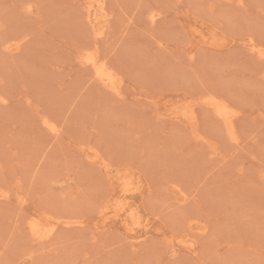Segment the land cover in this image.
Returning a JSON list of instances; mask_svg holds the SVG:
<instances>
[{
	"label": "rangeland",
	"instance_id": "obj_1",
	"mask_svg": "<svg viewBox=\"0 0 264 264\" xmlns=\"http://www.w3.org/2000/svg\"><path fill=\"white\" fill-rule=\"evenodd\" d=\"M248 38L264 0H0V264H264Z\"/></svg>",
	"mask_w": 264,
	"mask_h": 264
},
{
	"label": "bare ground",
	"instance_id": "obj_2",
	"mask_svg": "<svg viewBox=\"0 0 264 264\" xmlns=\"http://www.w3.org/2000/svg\"><path fill=\"white\" fill-rule=\"evenodd\" d=\"M153 15H155V14H153ZM246 47H247V49L249 51H251L252 53L257 54L259 57H261L264 60V47L262 45L256 43L252 38H248V39H246ZM89 55H91V53ZM93 57H95V56H93ZM93 57H91V56L85 57V62H89V64H91V65L94 66V64L96 63V61H95V59ZM97 65H99V63ZM94 69H95V67H94ZM96 70L99 71L98 73L101 76L100 78L103 81H105L108 85H110V86H112L114 88V86L116 85L115 84V81L114 80L111 81V79L105 75V70L106 69L103 66H99ZM107 84H105V85H107ZM216 97H214V96L212 98L211 97L210 98L208 97V98L204 99V102L208 106L211 107L214 115L219 120H221V122L223 123V126H224V128H225L226 133L228 134V136L232 137L233 136V133H234V129H235L234 119H235V116L238 115V114H236V111L233 109V107H231L229 104L226 103L227 100L226 101H225V99L224 100H219ZM138 222H139V217L136 219V221L134 223H138ZM35 225H36V223H34V222L31 223V226L33 228H34ZM201 231H203V230L201 229Z\"/></svg>",
	"mask_w": 264,
	"mask_h": 264
}]
</instances>
